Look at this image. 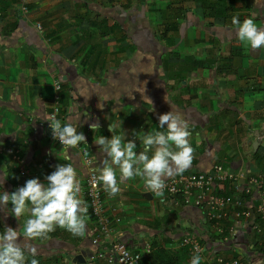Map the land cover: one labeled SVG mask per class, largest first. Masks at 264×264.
<instances>
[{
	"label": "crops",
	"instance_id": "0c3cea01",
	"mask_svg": "<svg viewBox=\"0 0 264 264\" xmlns=\"http://www.w3.org/2000/svg\"><path fill=\"white\" fill-rule=\"evenodd\" d=\"M0 1V191L25 183L6 151L15 148L42 181L57 164L71 162L88 205L84 156L93 157L97 173L103 159L94 138L110 137L116 124L139 151L133 130L156 129L170 110L191 132L192 160L183 173H208L216 163L264 171V51L239 42L231 25L233 15L264 25V0H27L24 14L19 0ZM57 80L59 119L80 124L85 137L67 151L48 125ZM119 183L104 200L107 209L118 208L121 222L104 241L124 240L141 252L151 244L141 264H189L187 248L179 246L186 234L199 235L207 255L264 264V249L247 247L246 234L227 243L212 236L202 209L147 192L138 177ZM220 189L232 193L228 184ZM87 215L83 236L57 227L22 243L36 249L40 264H106L96 255ZM26 217L19 221L0 206V232L22 231ZM233 219L229 210L224 227Z\"/></svg>",
	"mask_w": 264,
	"mask_h": 264
},
{
	"label": "clouds",
	"instance_id": "9594fccd",
	"mask_svg": "<svg viewBox=\"0 0 264 264\" xmlns=\"http://www.w3.org/2000/svg\"><path fill=\"white\" fill-rule=\"evenodd\" d=\"M231 25L235 27L239 42L264 51V25H258L255 17L247 16L241 21L233 15ZM48 120L52 137L66 151L75 149L84 141L80 124L67 119ZM89 127L99 128V124ZM111 127L110 137L100 135L94 138L103 156L97 180L102 182L110 196L119 191V181L137 177L147 192H162L167 178L182 174L191 164L193 147L188 123L171 110L159 115L156 129L133 130L140 141L139 151L136 140L129 139L125 130L117 133V125ZM0 183L3 185V180ZM0 206L7 207L8 213L19 221L27 214L22 231L5 226L0 232V264H40L36 249L22 240L46 237L57 227L74 236L86 233L88 209L81 196L80 179L71 162L57 164L43 181L40 177H33L10 193L3 189L0 191ZM201 260L197 248L189 264H201Z\"/></svg>",
	"mask_w": 264,
	"mask_h": 264
},
{
	"label": "built area",
	"instance_id": "2783aa9c",
	"mask_svg": "<svg viewBox=\"0 0 264 264\" xmlns=\"http://www.w3.org/2000/svg\"><path fill=\"white\" fill-rule=\"evenodd\" d=\"M28 9V1L19 0V14L26 13ZM1 14L0 11V16ZM38 27L41 28L40 25ZM61 90V82L57 80L54 85V104L49 118L59 119L60 117ZM48 125L50 127L49 120ZM6 151L17 162L16 169L21 181L33 178L26 158L21 152L15 148ZM84 160L89 170L83 195L88 202L87 209L94 216L90 233L93 243L97 245V257L105 259L106 264H141L146 254L152 251L151 244L146 246L145 252H141L134 250L124 240H117L110 244L104 241L106 237L112 236L121 218L117 207H110V209L106 207L104 200L106 191L97 180L98 173L93 157L85 155ZM226 184L232 189V193L221 192V186ZM19 186L22 185L19 184ZM153 194L171 200L180 197L184 204L202 209L212 236L221 243L231 242L240 235L246 234L250 238L247 240V247L250 244L253 249L256 247L259 251L264 249V171L262 170L247 174L244 171H229L221 163H216L213 170L208 173L190 172L167 178L162 192ZM229 210L232 211L234 219L231 225L225 228ZM179 246L187 248L190 256L198 248L204 259L201 260V264H244L237 257L207 255L204 240L197 234H186L181 238Z\"/></svg>",
	"mask_w": 264,
	"mask_h": 264
},
{
	"label": "water",
	"instance_id": "95a60500",
	"mask_svg": "<svg viewBox=\"0 0 264 264\" xmlns=\"http://www.w3.org/2000/svg\"><path fill=\"white\" fill-rule=\"evenodd\" d=\"M255 150H257L258 146H259V142L258 141H255L254 144H253Z\"/></svg>",
	"mask_w": 264,
	"mask_h": 264
},
{
	"label": "trees",
	"instance_id": "16d2710c",
	"mask_svg": "<svg viewBox=\"0 0 264 264\" xmlns=\"http://www.w3.org/2000/svg\"><path fill=\"white\" fill-rule=\"evenodd\" d=\"M92 216H93V215H92ZM93 220H94V216H93ZM235 239H236V238H235ZM235 239H234V240H235ZM187 253H188V250H187ZM188 254H189V253H188ZM190 258H191V256H190Z\"/></svg>",
	"mask_w": 264,
	"mask_h": 264
},
{
	"label": "rangeland",
	"instance_id": "374dc122",
	"mask_svg": "<svg viewBox=\"0 0 264 264\" xmlns=\"http://www.w3.org/2000/svg\"><path fill=\"white\" fill-rule=\"evenodd\" d=\"M86 183H87V181H86ZM87 185V184H86ZM86 185H85V188H86Z\"/></svg>",
	"mask_w": 264,
	"mask_h": 264
}]
</instances>
